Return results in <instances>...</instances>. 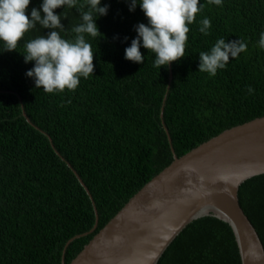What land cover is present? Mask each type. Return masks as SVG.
Listing matches in <instances>:
<instances>
[{"label":"trees","instance_id":"1","mask_svg":"<svg viewBox=\"0 0 264 264\" xmlns=\"http://www.w3.org/2000/svg\"><path fill=\"white\" fill-rule=\"evenodd\" d=\"M84 2L78 0L77 7ZM42 3L30 0L26 15ZM138 3L129 11L130 0H101L107 14L95 23L103 35H86L94 71L80 78L75 91L49 94L26 76L34 67V61L24 62L26 43L51 29L37 25L14 51H5L0 41V264H62V255L68 264L173 160L159 115L164 97L163 120L177 156L224 129L264 116V49L258 43L264 0H222V6L199 0L204 7L189 25L185 56L161 68L143 46L142 63L125 59V49L137 36L135 26L148 24ZM61 13L65 30L57 31L74 40L71 30L82 23L81 16L77 8L54 9ZM204 18L211 21L209 35L198 30ZM220 38L226 43L242 39L247 51L210 77L199 71V53L210 51ZM73 169L95 201L93 232V204ZM238 198L264 246V173L245 181ZM76 234L83 235L63 253ZM157 264L241 261L229 225L208 215L189 223Z\"/></svg>","mask_w":264,"mask_h":264},{"label":"water","instance_id":"2","mask_svg":"<svg viewBox=\"0 0 264 264\" xmlns=\"http://www.w3.org/2000/svg\"><path fill=\"white\" fill-rule=\"evenodd\" d=\"M164 102L165 97L159 115L173 160L133 194L68 264H157L189 223L208 215L229 225L241 264H264L263 243L238 198L245 181L264 173V116L224 129L177 156L163 120ZM73 172L93 204L95 224L89 230L93 232L98 223L95 201ZM81 235L69 238L63 253Z\"/></svg>","mask_w":264,"mask_h":264},{"label":"clouds","instance_id":"3","mask_svg":"<svg viewBox=\"0 0 264 264\" xmlns=\"http://www.w3.org/2000/svg\"><path fill=\"white\" fill-rule=\"evenodd\" d=\"M100 3L101 0H85L77 7L78 0H43L40 9L33 8L29 17L26 9L30 0H0V41L4 43L5 51H14L25 34L37 25L51 29L46 36L40 35L26 43L24 62L34 61V67L26 72V76L34 78L35 87H42L49 94L75 91L80 78L87 79L94 71V52L86 35L92 38L103 35L98 31L95 19L107 14L108 5L100 7ZM208 3L222 6V0H208ZM138 4L148 24L135 26L137 36L125 49V59L142 63L144 57L140 47L143 46L155 54L154 66L157 68L180 61L185 56L189 25L204 5L199 0H139ZM136 5L137 0H130L129 11H134ZM61 7L77 8L81 16L82 23L71 30L76 34L74 40L62 38L57 31L65 30L61 24L62 13L54 14V9ZM200 25L198 30L209 35L211 21L204 18ZM258 43L264 49V32ZM246 51L244 40L226 43L225 38H220L210 51L199 53V71L214 77L218 70L226 68L230 59L238 58ZM248 92L252 94L254 89L249 87Z\"/></svg>","mask_w":264,"mask_h":264}]
</instances>
